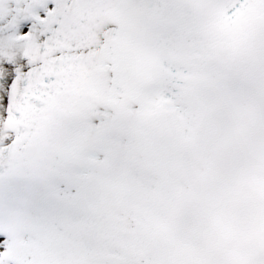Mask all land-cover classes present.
Wrapping results in <instances>:
<instances>
[{"label": "snow or ice", "instance_id": "1", "mask_svg": "<svg viewBox=\"0 0 264 264\" xmlns=\"http://www.w3.org/2000/svg\"><path fill=\"white\" fill-rule=\"evenodd\" d=\"M0 264H264V0H0Z\"/></svg>", "mask_w": 264, "mask_h": 264}]
</instances>
